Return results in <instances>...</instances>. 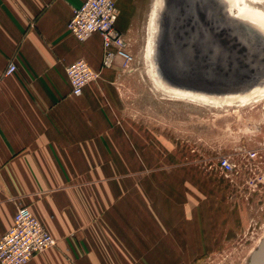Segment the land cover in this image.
<instances>
[{
	"label": "crops",
	"instance_id": "obj_1",
	"mask_svg": "<svg viewBox=\"0 0 264 264\" xmlns=\"http://www.w3.org/2000/svg\"><path fill=\"white\" fill-rule=\"evenodd\" d=\"M84 1L0 0V75L16 66L0 83V236L27 207L56 240L27 264H206L227 224L154 208L151 194L138 202V151L154 149L153 134L123 115L121 60L102 69L100 35L68 32ZM152 6L116 0L125 40ZM78 60L99 76L74 97L65 70Z\"/></svg>",
	"mask_w": 264,
	"mask_h": 264
},
{
	"label": "rangeland",
	"instance_id": "obj_2",
	"mask_svg": "<svg viewBox=\"0 0 264 264\" xmlns=\"http://www.w3.org/2000/svg\"><path fill=\"white\" fill-rule=\"evenodd\" d=\"M149 21L139 38L121 35L134 60L122 68L123 115L152 132L155 142L153 150L138 151V202L151 194L154 208L207 210L202 223L227 227L206 264H248L264 236V99L210 104L173 99L158 89L146 57ZM221 157L234 165L233 173L220 169Z\"/></svg>",
	"mask_w": 264,
	"mask_h": 264
},
{
	"label": "water",
	"instance_id": "obj_3",
	"mask_svg": "<svg viewBox=\"0 0 264 264\" xmlns=\"http://www.w3.org/2000/svg\"><path fill=\"white\" fill-rule=\"evenodd\" d=\"M219 2L162 0L152 61L171 89L236 102L264 86V35ZM248 264H264V236Z\"/></svg>",
	"mask_w": 264,
	"mask_h": 264
},
{
	"label": "built area",
	"instance_id": "obj_4",
	"mask_svg": "<svg viewBox=\"0 0 264 264\" xmlns=\"http://www.w3.org/2000/svg\"><path fill=\"white\" fill-rule=\"evenodd\" d=\"M116 20V0H85L73 8L66 25L70 35L79 42L88 40L94 34L100 35L102 69L111 67L116 57L121 60L123 68H129L134 61L122 45L121 34L115 28ZM15 71V64L10 62L0 75V83L2 78ZM65 71L74 97L80 96L84 87L99 76L84 60L73 62ZM248 156L255 159L256 153ZM218 165L226 174L234 172V165L226 157L219 158ZM55 246L56 240L46 232L32 212L27 207H18L11 226L0 236V264H27L34 255Z\"/></svg>",
	"mask_w": 264,
	"mask_h": 264
},
{
	"label": "bare ground",
	"instance_id": "obj_5",
	"mask_svg": "<svg viewBox=\"0 0 264 264\" xmlns=\"http://www.w3.org/2000/svg\"><path fill=\"white\" fill-rule=\"evenodd\" d=\"M162 0H153L152 14L149 21V35L146 45V57L150 61L151 71L150 76L153 83L163 91L171 96L173 99L185 100L191 102H202L210 104H224L231 105L233 100L226 99H214L205 96H198L190 93H185L178 91L176 89H171L165 86L157 77L155 72V67L152 61V50L153 44L157 32V20L159 15V9L161 8ZM229 6V12L233 16L240 17L244 23L255 27L262 35H264V0H220L219 7ZM264 99V86L256 89L255 91L239 97L236 101L241 104H248L253 101H258L257 99Z\"/></svg>",
	"mask_w": 264,
	"mask_h": 264
}]
</instances>
